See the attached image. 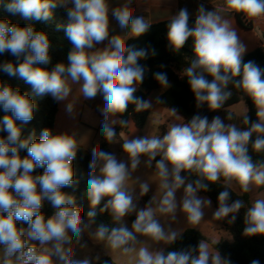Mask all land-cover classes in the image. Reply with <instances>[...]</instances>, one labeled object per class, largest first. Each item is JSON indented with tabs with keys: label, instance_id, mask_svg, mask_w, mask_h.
<instances>
[{
	"label": "clouds",
	"instance_id": "obj_1",
	"mask_svg": "<svg viewBox=\"0 0 264 264\" xmlns=\"http://www.w3.org/2000/svg\"><path fill=\"white\" fill-rule=\"evenodd\" d=\"M224 2L228 10L249 18L264 16V0ZM0 5L26 21L43 22L51 19L52 9L57 6L54 0H7L6 3L0 0ZM60 6L67 12L64 31L72 45L67 63H57L48 70L44 67L51 62L48 34L38 31L32 23L20 26L0 19V55L9 53L18 61L4 62L0 64V70L31 85L37 95L51 96L57 101L68 97L71 91L69 80L72 83L82 81L80 91L85 99H94L98 93L103 95L101 133L106 141L112 142L116 132L108 123L110 115L125 112L130 103L135 104L138 111L150 106L148 101L134 96L136 88L133 86L143 81L144 67L138 61L147 53L143 49L127 47L119 36H112L108 47L103 50L89 51L109 37V0H62ZM111 15L121 28H130L135 37L146 33L150 27L143 17L133 16L127 3L112 9ZM189 18L188 10L180 9L168 24L167 38L176 50L182 48L189 38L193 40L195 59L184 71L196 99L206 102L211 110L219 109L231 96L223 89L232 78L240 77L235 86L251 97L258 121L251 123L248 130H240L234 125H225L218 116L209 122L207 117L196 115L190 123L171 127L162 139L125 141L122 148L131 160L132 169L137 167L142 154H147L151 160L163 151V159L156 164L163 180L162 187L167 189L160 201L161 213H174L175 189L184 184L180 175L182 171L195 169L212 183L221 175L235 179L244 192L249 191L250 183L264 184V171L256 170L247 148L253 132L264 133V69L252 61L243 62L246 47L239 41L229 21L220 14L206 11L201 5L192 27L189 26ZM205 74L212 79H207ZM156 79L161 84L168 82L164 73H156ZM35 107L27 93L0 82V108L6 113L0 117V133L6 134L0 136V245L4 246V264H12L8 259L12 256L17 257V264H54V253L49 248L25 247V229L18 227V221L28 225V237L41 245L55 242V254L69 264L60 245L69 242V231L80 235L82 217L80 208L74 206V198L62 189L73 183V161L78 145L73 135L53 134L47 128L42 131L40 139H22L20 125L33 119ZM67 111H72L71 104L67 105ZM244 122L250 123L247 116ZM253 148L258 152L264 150V138L255 139ZM22 150H26L27 155L22 157ZM98 161L102 166L98 175L90 174L87 180V198L95 207L108 197L104 208L110 209L113 219L120 222L134 210L132 197L124 188L129 177L128 167L113 154L93 149L89 167L95 169ZM169 164L172 166V185L167 182ZM37 168H43V173L34 175ZM196 185L207 190V184L200 180ZM141 187L144 192L148 191L146 184ZM185 192L183 211L191 223H199L204 215L202 207L205 201L195 196L196 188L192 184L187 185ZM45 199L56 209L47 218L41 211ZM228 199L227 190L219 193L220 206L215 212L216 218L227 217L243 207L239 200L227 204ZM235 219L232 216V220ZM245 224V235H264V199L256 200L247 209ZM133 231L158 241L176 239L175 232L165 233L154 219L151 208L137 213L132 230L121 226L109 232L101 225L95 236L100 240L107 239L111 248L119 249L136 239ZM131 250L123 247L126 253ZM137 256V264H209L210 260L204 243L199 245L198 256L184 251L153 253L146 247H141ZM211 264H222L219 254L211 256ZM251 264H260V261L254 259Z\"/></svg>",
	"mask_w": 264,
	"mask_h": 264
},
{
	"label": "trees",
	"instance_id": "obj_2",
	"mask_svg": "<svg viewBox=\"0 0 264 264\" xmlns=\"http://www.w3.org/2000/svg\"><path fill=\"white\" fill-rule=\"evenodd\" d=\"M4 2L6 3L7 0H4ZM54 2L57 6L52 9V17L46 22L26 21L18 14L13 15L7 11L3 5H0V19H7L9 22L19 24L20 26L32 23L38 31H44L48 34L51 42V62L44 66L48 70H51L57 63H67V55L72 49V45L64 31V27L68 20L66 9L60 6V2L56 0H54ZM69 7H71V5H69ZM236 16L242 27L247 28L250 26L243 21L241 13H236ZM170 21L171 19L151 24L146 33L139 37L130 38L126 43V46L129 48L143 49L147 53L145 57L138 61V63L144 67V78L141 83H134L138 85V89H136L134 96L146 101L151 91L163 89L162 93L157 98L158 103L184 117L186 124L190 123L192 118L196 115L207 117L210 122L218 111L243 101L247 106V112L241 118L240 125L237 128L240 130H248L251 127V123L258 121L256 116L257 110L251 97L242 89L235 86L236 81L239 80L240 77L232 78L227 88L223 89L225 92H230L231 96L223 102L221 108L211 110L206 102L198 101L188 84L184 71L195 59L193 40L189 38L185 45L179 50L172 48L167 38L168 24ZM194 23L195 18H189V26H194ZM260 39L263 47H259L245 54L243 56V62L252 61L261 69H264V35H260ZM9 61L14 63L18 62L16 58L9 53L0 55V64ZM156 73L166 74L168 81L166 85L161 84L156 79ZM205 75L207 79H212V77L207 76V74ZM0 82L10 84L12 87L18 88L22 93H27L36 105L33 119L27 124L20 125L22 128V139H28L30 141L40 139L42 131L46 128L50 129L53 134H58L55 129V118L58 111L57 100H54L51 96L37 95L33 92L31 85L26 84L18 77L7 75L2 70H0ZM5 114L3 109L0 108V117H3ZM118 115L120 118V125L116 128V131L127 129V122L130 118H133L136 126L142 129L147 122L149 110L144 108L138 111L136 105L130 103L127 110ZM245 116L249 118L250 123L246 124L244 122ZM17 123L19 124V122ZM3 135L6 134L0 133V136ZM258 137L264 138V135L262 133L253 132L251 140L247 145L248 155L251 157L253 164L256 165V168L264 164V150L258 152L253 148V142ZM122 145L119 148V152L125 153ZM93 149L111 153L109 142L106 140L100 144H94L88 150L78 147L76 158L73 161L75 172L73 183L71 186L63 188L62 191L74 198V205L80 208L82 219L89 220L96 230L103 225L107 227L110 232L112 228L120 227V224L113 219L110 209L104 208L107 202L103 199L100 204L92 207L87 198V180L94 171V169L89 167ZM25 155H27L26 150H22L21 156L23 157ZM140 157H146L152 163L163 159V156L160 155H156V157L151 160L147 154H142ZM43 171V168H37L33 174L39 175L42 174ZM180 175L184 179L186 187L188 184H192L193 187L196 188L195 194L208 197L213 206L217 209L220 206L218 195L225 190L229 192V199L226 201L227 204L231 205L237 200L243 203V207H241L238 212L231 213V222L229 221L227 225V230L232 240H220L212 245L220 255L223 264H251V261L254 259L259 260L260 264H264V235L257 234L249 236L244 234V228L246 227V212L252 205L249 193L244 192L235 179H228L222 175L214 183L208 182L195 169L182 171ZM197 180L207 184V190L198 188L196 185ZM229 183H234L238 191L234 190ZM41 211L47 218L52 216L56 209L51 204H43ZM90 212L94 213V215H89ZM232 216L236 217L234 221L232 220ZM128 218L130 220L135 219L133 215H128ZM18 227L26 229L28 225L23 221H18ZM203 238L202 233L198 229L187 228L181 232L174 241H170L161 251L165 254L170 251H184L190 252L192 256H198L199 245L202 243ZM96 264H116V262H114L111 257L103 256Z\"/></svg>",
	"mask_w": 264,
	"mask_h": 264
},
{
	"label": "crops",
	"instance_id": "obj_3",
	"mask_svg": "<svg viewBox=\"0 0 264 264\" xmlns=\"http://www.w3.org/2000/svg\"><path fill=\"white\" fill-rule=\"evenodd\" d=\"M126 3L134 17H143L150 25L172 19L182 8L188 10L190 18H195L198 15V8L203 5L206 11H215L220 14L223 19L229 21L231 27L236 31L239 41L246 47L244 55L259 47H263L260 35H264V16L249 18L241 13L243 21L250 25L244 28L240 25L236 13L226 8L224 0H109V37L103 42L95 44L94 48L89 51L95 52L108 47L109 40L112 36H119L125 41V44L130 38L135 37L131 34L130 28H121L118 21L111 15L112 9L122 7ZM81 84L82 81L81 83H72L69 80L71 91L68 97L64 100L57 101L58 111L55 118V129L58 134L73 135L77 141L78 147L88 150L94 144H100L106 140L101 133V125L104 122L102 109L105 101L103 95L99 93L94 99H85L80 91ZM133 86L138 89L137 84ZM162 91L163 89H157L148 94L146 101L150 103V106L147 107L149 116L142 129L136 126L133 118H130L127 122V129L116 131V128L120 125L119 113L115 116L110 115L108 117V123L116 132L114 139L117 138L119 142L115 150L109 147L111 154H113L118 161H122L127 165L129 177L125 182L124 188L128 195L132 197V201L140 204L143 209L150 207L152 203V194L163 188V180L159 176V170L156 167L157 162L152 163L146 157H139V164L135 169H132L130 158L126 153L119 152V148L125 141L136 138L162 139L167 135L171 127L186 124L184 117L158 103L157 98ZM242 103H244V109L239 111L238 108ZM69 104L72 105L71 112L67 111V105ZM86 110H89L91 113H86ZM246 112L247 106L245 102L241 101L236 105L218 111L213 118L218 116L225 125H234L238 127L241 118ZM85 113L89 119H91V116H98L102 120V123L98 124L96 127L86 125L82 120ZM150 120L156 121L154 126L155 129L152 133L147 131ZM262 134L264 135V133ZM157 155L163 156V151L159 152ZM101 166L102 162L98 161L93 174L98 175V170ZM167 166L170 168L169 176H172V166L170 164ZM256 170L264 171V167L260 166L256 168ZM167 182L171 185L169 178ZM144 184L148 186L147 192L142 190L141 186ZM254 191H256L257 195L252 193L249 186V191L247 192L250 195L252 204L258 199H264V184H256V189H254ZM108 199V197L104 198L106 202ZM146 201H148L149 204H146ZM134 217V220H136L137 217Z\"/></svg>",
	"mask_w": 264,
	"mask_h": 264
},
{
	"label": "rangeland",
	"instance_id": "obj_4",
	"mask_svg": "<svg viewBox=\"0 0 264 264\" xmlns=\"http://www.w3.org/2000/svg\"><path fill=\"white\" fill-rule=\"evenodd\" d=\"M58 1L62 2V0ZM238 109L239 111L243 110L244 103L240 104ZM87 112L91 113L89 110H86V113ZM86 113L82 118L83 122L86 125L96 127L98 126V124L102 123V120L98 116H91V119H89ZM155 124L156 121L150 120L147 126V131L152 133L155 129ZM118 143V139L115 138L112 140V142H109V147L112 150H115ZM168 178L170 179V184L172 185L174 183L173 177L169 176ZM230 185L232 188H234V190L238 191V188L234 183H230ZM249 186L252 190V193L257 195L256 191H254V189H256V184L253 182L250 183ZM185 188L186 186L185 184H183L175 189L176 209L174 213H161L159 210L160 201L163 197L164 192L167 191V189L165 188L159 189L152 194V203L150 204L149 208L152 209L154 219H156L158 223L163 227L166 234L175 232L177 237L187 228L198 229L204 237L202 243L206 244L208 247V251L210 254L209 264H211V256L218 254V252L212 247V245L220 240H232V237L227 230V225L229 224L231 213L227 217L216 218L215 212L218 209L213 206L211 200L206 196L195 194L196 197L201 198L205 201L202 207L204 215L199 223H191L188 220L187 214L183 211L182 207L183 200L187 196ZM207 201H210L211 203L209 204L207 203ZM145 203L149 204L148 201H146ZM43 204H51V202L45 199L43 201ZM133 205L134 210L129 212L127 215L132 214L133 216L137 217V213L140 210H143V208L140 204H137L135 202H133ZM127 215L122 218L119 224L120 227L125 226L129 230H132V224L135 220H130L129 218H127ZM27 229L28 228L25 229L24 236V239L26 240L25 247L35 246L37 247V249L49 248L54 253L52 257L54 264H65V261L61 260L59 258V255H56L54 252L55 242L41 245L38 241L28 237ZM96 231L97 230L89 220L82 219L81 233L79 236L72 234L71 231L68 232V236L70 237L69 242L61 243L60 246L69 264H85V262L86 264H96L103 256L111 257L114 262H116V264H137V253L141 247H146L149 249V251L155 253L161 251L170 242L168 240L158 241L150 236H146L142 233H135L133 231L136 239L134 241H129L127 245L123 246L132 249L131 251L126 253L123 251V247L119 249L111 248L107 239H97L95 236ZM8 259L12 261V264H17L16 256L9 257ZM4 260V246L0 245V264H4Z\"/></svg>",
	"mask_w": 264,
	"mask_h": 264
}]
</instances>
